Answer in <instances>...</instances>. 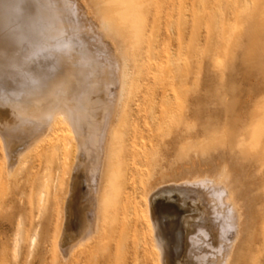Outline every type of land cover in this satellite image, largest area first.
Returning <instances> with one entry per match:
<instances>
[{
	"label": "rangeland",
	"instance_id": "1",
	"mask_svg": "<svg viewBox=\"0 0 264 264\" xmlns=\"http://www.w3.org/2000/svg\"><path fill=\"white\" fill-rule=\"evenodd\" d=\"M88 1L102 19L115 8L110 36L124 58L136 54L137 59L136 64L130 62L129 84L112 120L100 232L78 246L75 255L61 256L57 238L72 158L62 164L44 145L39 161L27 159L41 177L33 183L42 185L43 173H49L46 206L38 214L32 202L40 186L25 184L20 165L13 180L22 183L9 187L0 147V264H153L150 255L157 257L160 250L148 231V192L159 183H181L206 174L222 176L242 208L240 235L228 264H264V0ZM106 62L100 61V83L103 87L111 79L107 83L112 90L114 73ZM53 63V58L42 56L33 66L49 72ZM3 68L0 112L10 115L15 104L25 110L39 104L27 88L10 84L16 76ZM76 68L67 63L58 71L53 94L73 89ZM87 94L94 105V90ZM56 186L61 189L57 196ZM133 192L136 203L130 210L123 201ZM180 213L158 210L157 224L164 216L179 224ZM178 224L173 228L180 236ZM174 244L169 240L168 250L180 262L182 245Z\"/></svg>",
	"mask_w": 264,
	"mask_h": 264
},
{
	"label": "bare ground",
	"instance_id": "2",
	"mask_svg": "<svg viewBox=\"0 0 264 264\" xmlns=\"http://www.w3.org/2000/svg\"><path fill=\"white\" fill-rule=\"evenodd\" d=\"M110 10V15L102 19L88 0H0V67L4 70L10 68L11 75L16 77L12 76L14 78L8 82L17 88H27L28 94L37 97L39 103L28 110L15 104L9 109L10 115L0 112V147L6 182L9 187L22 183L21 179H13L17 166L23 165L25 184L29 188L35 184L40 186L32 204L38 214H42L46 206L49 173H43L42 185L33 183L34 179L40 181L41 177L34 171L38 167L31 163L28 166L27 159L32 157L35 162L39 161L43 156L39 151L44 145L58 154L62 164L72 158L63 220L57 238V246L65 259L66 254L71 257L78 246H84L100 232L102 175L110 149L112 120L129 84L130 62L136 64L137 61L136 54L124 58L117 42L110 36L109 22L115 18V8ZM78 44H81L80 49ZM42 56L54 60L49 72L33 66ZM100 61L104 64L109 61L114 73L112 90L111 83H107L111 79H105L106 85L101 86ZM67 63L78 68L76 79H73L75 85L67 93L62 91L63 95L53 94L58 83L57 73ZM161 65L163 63L159 62L158 66ZM90 90L95 92L92 106L87 97ZM59 187H55L56 196L61 190ZM30 192L33 197L34 191ZM233 198L226 180L209 174L181 183L163 182L152 188L146 197L147 226L160 250L157 249V257L150 255L153 264H228L243 219L242 208ZM123 202L130 210L134 209L136 192L130 193ZM179 209L180 221L176 219L180 222L181 232L177 236L173 227L178 223H172L170 217L164 216L158 225L156 216L158 210L174 212ZM129 212L136 215L135 211ZM136 217L142 226L143 218ZM18 226L23 229L24 222H19ZM169 240L182 245L180 262L172 258L168 250ZM143 257L142 262L146 263L148 258L145 254ZM74 260L73 257L71 262Z\"/></svg>",
	"mask_w": 264,
	"mask_h": 264
}]
</instances>
